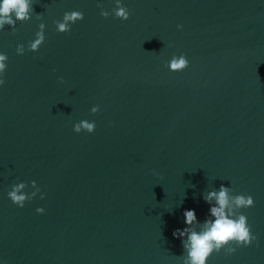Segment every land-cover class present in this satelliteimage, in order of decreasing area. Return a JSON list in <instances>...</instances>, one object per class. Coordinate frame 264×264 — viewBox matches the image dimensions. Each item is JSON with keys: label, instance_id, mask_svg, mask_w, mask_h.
Here are the masks:
<instances>
[{"label": "water", "instance_id": "obj_1", "mask_svg": "<svg viewBox=\"0 0 264 264\" xmlns=\"http://www.w3.org/2000/svg\"><path fill=\"white\" fill-rule=\"evenodd\" d=\"M123 2L126 21L114 0H32L31 19L0 29V258L181 264L183 210L203 221L202 197L225 184L253 196L241 211L257 240L207 264H264V0ZM72 10L84 18L57 32ZM174 53L188 67L170 71ZM81 119L95 131L74 132ZM32 180L45 198L13 204L11 186Z\"/></svg>", "mask_w": 264, "mask_h": 264}, {"label": "clouds", "instance_id": "obj_2", "mask_svg": "<svg viewBox=\"0 0 264 264\" xmlns=\"http://www.w3.org/2000/svg\"><path fill=\"white\" fill-rule=\"evenodd\" d=\"M32 0H0V29L4 25L15 28L16 21H27L31 19L29 14L30 4ZM114 8L111 14L123 21L129 19L130 12L123 0H114ZM100 15L108 17L109 11L104 10L102 5ZM84 14L79 10L66 11L63 15V22L54 21L57 32H68L71 26L78 20H82ZM182 28V25H177ZM46 25L40 23L38 31L35 32L34 38L28 42L27 49L32 52L39 50L45 41ZM18 55L25 53V45L19 44L16 47ZM8 56L4 52H0V87L5 84L4 73L7 70ZM189 65L187 56L183 53L176 55L175 53L166 62V66L170 71H182ZM55 71V69H53ZM63 82V77H59ZM100 110L99 105H93L90 108L92 114ZM73 131L80 133L82 131L93 133L96 128L95 121L81 119L73 124ZM32 191H26L28 184L23 181L14 183L7 192L8 198L18 207H23L26 201L32 200L39 193L40 199L45 198V193L41 191L35 180L30 182ZM208 204V214L203 221L197 217L194 208L183 210V228H175L172 236L179 239L183 252L180 256L181 264H207L208 258L215 252L219 253L223 250L226 254H233L237 248L247 247L257 240V237L251 230L248 223V217L243 214L241 209H247L254 206V198L250 194H233L232 188L225 184H220L218 190L207 192L202 197ZM38 214H44V207H37ZM199 225V229L194 227ZM0 264H6L3 258H0Z\"/></svg>", "mask_w": 264, "mask_h": 264}]
</instances>
